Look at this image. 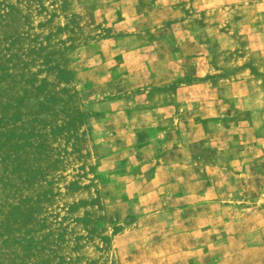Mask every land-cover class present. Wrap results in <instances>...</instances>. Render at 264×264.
<instances>
[{
  "label": "rangeland",
  "instance_id": "374dc122",
  "mask_svg": "<svg viewBox=\"0 0 264 264\" xmlns=\"http://www.w3.org/2000/svg\"><path fill=\"white\" fill-rule=\"evenodd\" d=\"M0 264H264V0H0Z\"/></svg>",
  "mask_w": 264,
  "mask_h": 264
}]
</instances>
